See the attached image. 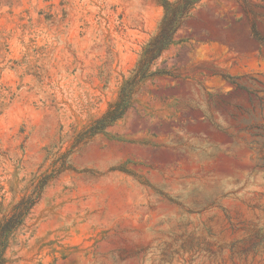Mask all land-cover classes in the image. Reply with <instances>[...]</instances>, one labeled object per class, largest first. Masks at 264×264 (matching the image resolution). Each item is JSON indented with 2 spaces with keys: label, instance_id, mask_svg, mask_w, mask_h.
Masks as SVG:
<instances>
[{
  "label": "rangeland",
  "instance_id": "rangeland-1",
  "mask_svg": "<svg viewBox=\"0 0 264 264\" xmlns=\"http://www.w3.org/2000/svg\"><path fill=\"white\" fill-rule=\"evenodd\" d=\"M164 15L160 0H0V222L40 194L6 264H264V0L199 3L97 131Z\"/></svg>",
  "mask_w": 264,
  "mask_h": 264
},
{
  "label": "trees",
  "instance_id": "trees-1",
  "mask_svg": "<svg viewBox=\"0 0 264 264\" xmlns=\"http://www.w3.org/2000/svg\"><path fill=\"white\" fill-rule=\"evenodd\" d=\"M164 9L165 15L159 26L156 35L147 43L143 48L140 61L134 76L126 82L120 92L118 101L111 107V109L101 118L97 124V131L112 126L123 118L132 100V96L138 84L149 76V72L154 63L167 51L175 42L178 32L182 28L185 20L189 17L192 10L203 0H160ZM230 1H245V0H230ZM251 32L253 38L257 41L260 48H264V36L258 29L257 23L252 21ZM234 86L233 93H248L251 95L249 88L245 83L237 80L232 81ZM259 93H264V89H259L252 92L254 98L258 101L259 109L264 112V98L259 96ZM233 94H228L231 97ZM253 104V99H249ZM229 104V102H227ZM256 107L252 110L240 108L241 111L246 113L251 120L255 122L258 117L255 115ZM244 121V123H249ZM250 130L257 129L254 126H249ZM95 131V133L97 132ZM40 194L31 195L16 203L13 206L12 212L9 217L0 222V264H6L5 253L9 245L12 235L24 224L30 211L36 206L39 201Z\"/></svg>",
  "mask_w": 264,
  "mask_h": 264
}]
</instances>
